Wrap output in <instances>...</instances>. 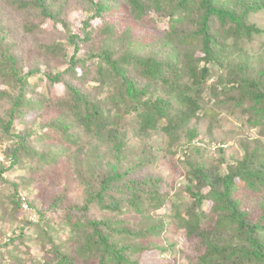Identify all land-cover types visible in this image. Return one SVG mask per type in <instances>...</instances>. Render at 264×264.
Wrapping results in <instances>:
<instances>
[{"label":"trees","instance_id":"trees-1","mask_svg":"<svg viewBox=\"0 0 264 264\" xmlns=\"http://www.w3.org/2000/svg\"><path fill=\"white\" fill-rule=\"evenodd\" d=\"M263 11L264 0H0V264H165L174 235L188 264H264V46H248ZM221 110L257 129L237 158L200 137ZM61 159L68 174L49 182ZM172 159L178 186L155 168ZM16 167L42 184L33 196L26 180L29 201L26 176H4Z\"/></svg>","mask_w":264,"mask_h":264},{"label":"rangeland","instance_id":"rangeland-1","mask_svg":"<svg viewBox=\"0 0 264 264\" xmlns=\"http://www.w3.org/2000/svg\"><path fill=\"white\" fill-rule=\"evenodd\" d=\"M86 18V14L84 13V11L82 10H74V12H70V22L74 25H80L82 20ZM253 20L255 21V23L257 25H259L261 28H264V11L254 14L253 15ZM52 22H48L46 24V26H51ZM248 46H252L249 48H252V50L255 51V53H257V50H260V47L264 46V33L262 34H256L255 38L253 39V41L248 45ZM34 80V79H33ZM32 80V81H33ZM63 90L64 87L62 85H58L56 87H54L52 89V95L54 97L56 96H61L63 94ZM208 106H211V104H208ZM247 116H242L240 113H229L226 110H221V112L219 113V111L217 112V114L214 116L213 119L206 117V118H202V120L200 121V123H197V126L199 127L200 131H201V136L205 139V141L207 142H213L215 141L216 143H219V141L224 142V144L226 145L227 148L225 151V154L227 156H234V157H239L240 155H242L243 151H242V144H245V136L250 135L251 138H254L255 136H257V129L255 127H252L248 122H247ZM211 120H215V121H211ZM198 139V138H197ZM214 145H212L213 147ZM191 152V148L189 149ZM83 153L80 151L79 154H76V156L74 155V152L72 155H74L71 159V161H69V163H71L72 166H74L76 169H79V167L84 166V164L82 163V159H79V155H82ZM179 155V154H178ZM3 153L1 152L0 149V161L3 159ZM212 153L209 154V156L207 157V160H211L213 157ZM217 156V155H216ZM203 154H194L193 155V159L198 158L199 160H204L203 159ZM176 159H172L171 161H158L155 165V168L157 169L158 172H161L165 177H168V179L170 181L176 180L177 183H175L177 186L180 184V180L183 178L184 176V168L181 164H177L176 167H174V164L176 163ZM66 165L67 162L64 159H61L59 161V163H57L54 167V169L51 171L50 173V178H48V181H56V177H60L61 180L65 179L64 176H66L68 174L69 168L66 169ZM152 169V168H151ZM71 173V171H70ZM26 176L24 171H22V169H18L17 167L10 171V172H5L4 176L9 178V179H14L15 177L18 176ZM24 180L21 181V186L22 189L21 192L23 193V196L26 197V199L29 201L31 200V197L29 198V195L27 194V190L29 189H33V188H27L26 189V185L27 182L26 180H29L30 182H32V185H28V186H33V184H39L41 182H34L35 180L32 179V181L30 180L31 177L26 176V178H23ZM26 184V185H25ZM173 184V183H171ZM58 185L56 184L55 187H57ZM45 186H43L44 189V196H41L43 198H47L49 196V191L44 188ZM41 188H42V184H39L36 186V188H34V192L32 190L29 191V193H31V195L35 196L37 195L38 192H41ZM172 188H176L173 187ZM79 196V191L74 195V197H78ZM69 198H71L69 196ZM25 202V201H24ZM22 214H26V213H22ZM38 215V214H37ZM35 218V216H33ZM36 219V218H35ZM8 232H10L8 230ZM170 236V235H169ZM175 237H173V240L176 241L177 246H176V250L174 252V254H167L168 258L166 260H169L168 262H166L165 264H182L183 262H185V264H188L186 261H188L187 257L184 256L183 252H180L181 250H184L188 247V242L185 240H182L181 237L179 235H174ZM37 250H39V248L34 247L32 249V251L34 253L37 252ZM22 251V247L21 249L16 252L17 256L22 258L23 256V252ZM153 262V261H152ZM28 264H33L32 262H29ZM153 264V263H152Z\"/></svg>","mask_w":264,"mask_h":264},{"label":"built area","instance_id":"built-area-1","mask_svg":"<svg viewBox=\"0 0 264 264\" xmlns=\"http://www.w3.org/2000/svg\"><path fill=\"white\" fill-rule=\"evenodd\" d=\"M24 208H26V209L28 208V205H27L26 202H24ZM33 216H35V214H33L32 217H33ZM33 218H34V217H33Z\"/></svg>","mask_w":264,"mask_h":264}]
</instances>
